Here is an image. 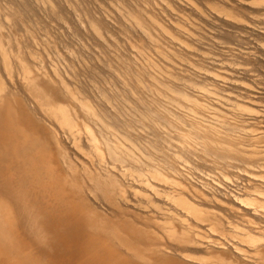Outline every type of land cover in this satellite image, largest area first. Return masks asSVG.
<instances>
[{
  "label": "bare ground",
  "instance_id": "bare-ground-1",
  "mask_svg": "<svg viewBox=\"0 0 264 264\" xmlns=\"http://www.w3.org/2000/svg\"><path fill=\"white\" fill-rule=\"evenodd\" d=\"M116 1L133 27L156 12L174 28L192 62L171 64L167 88L188 106L123 107L0 42V264H264V0ZM170 133L183 160L160 156Z\"/></svg>",
  "mask_w": 264,
  "mask_h": 264
},
{
  "label": "rangeland",
  "instance_id": "rangeland-1",
  "mask_svg": "<svg viewBox=\"0 0 264 264\" xmlns=\"http://www.w3.org/2000/svg\"><path fill=\"white\" fill-rule=\"evenodd\" d=\"M135 1L138 8L147 6L143 0ZM126 7L116 0H0V42L29 66L43 61L58 71L69 68L85 86L93 82L106 95L112 89L117 91L123 107L133 106L136 97L160 113L174 103L188 106L167 88L173 71L171 64L192 62L168 42L167 36L175 32L174 28L154 11L157 27L149 19L137 16L142 29L133 27ZM152 8L157 11L153 5ZM100 11L108 13L113 25L95 32L89 27V19L99 17ZM176 15L185 28L197 23L188 11H176ZM162 27L168 33H162ZM88 66L98 67L95 75H90ZM39 80L46 91L53 88L47 78ZM54 92L61 100L60 91ZM170 135L166 139L171 149H162L160 156L178 160V155L183 160L185 143L180 135ZM146 141L141 146L152 153L149 140ZM142 154L138 152L137 158L144 160Z\"/></svg>",
  "mask_w": 264,
  "mask_h": 264
}]
</instances>
